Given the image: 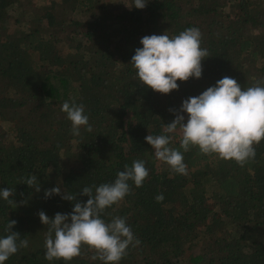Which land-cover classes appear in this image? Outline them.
<instances>
[{
    "label": "trees",
    "instance_id": "obj_1",
    "mask_svg": "<svg viewBox=\"0 0 264 264\" xmlns=\"http://www.w3.org/2000/svg\"><path fill=\"white\" fill-rule=\"evenodd\" d=\"M131 5L0 0V189H13L15 202L0 197V237L15 220L12 231L28 241L4 264H103L87 246L69 262L45 259L48 226L37 213L72 211L75 201L45 198L46 189L60 186L84 202L83 187L113 182L134 160L149 170L143 186L128 181L130 193L102 214L106 222L125 218L140 241L119 264H264V141L240 166L195 146L184 152L174 136L170 147L183 153L184 175L156 159L144 139L162 134L183 100L224 76L245 89L264 80V0ZM190 27L200 30L210 55L201 77L177 81L169 94L141 85L130 62L141 37ZM71 97L84 105L92 129L81 127L79 136L61 111ZM30 174L39 192L22 183Z\"/></svg>",
    "mask_w": 264,
    "mask_h": 264
},
{
    "label": "clouds",
    "instance_id": "obj_2",
    "mask_svg": "<svg viewBox=\"0 0 264 264\" xmlns=\"http://www.w3.org/2000/svg\"><path fill=\"white\" fill-rule=\"evenodd\" d=\"M147 2L132 0L131 6L143 9ZM201 38L202 34L196 27L186 28L171 37L165 33L141 37L142 47L135 49L130 61L141 85L169 94L178 90L177 81L200 78L202 61L210 56L208 50L201 47ZM61 111L71 122L74 136L80 135L81 127L92 130L84 105L77 104L74 97L62 103ZM181 113L187 114L186 122ZM177 132L180 148L184 152L195 146L202 154H216L220 159L234 160L244 166L255 158V146L264 141V80H258L245 89L236 79L224 76L199 95L183 100L175 118L164 124L162 134L144 137L154 150L156 159L166 163L173 172L186 175L183 153L170 147L173 134ZM148 175L145 162L134 160L130 167L125 165L124 170L117 172L113 182L83 187L79 194L88 197L84 202L76 200V194L62 193L60 186L46 189L45 198L60 195L61 199L75 203L69 213L57 212L52 217L42 210L37 213L40 222L48 226L45 259L69 262L80 256L82 248L87 246L94 252L91 259H99L103 264H119L127 255L129 246L135 247L140 241L125 218L112 217L110 222H106L102 214L130 193L128 181L131 180L139 188ZM22 183L40 191L35 174H30ZM13 194V189H0V197L10 204H15L9 199ZM155 199L163 201V194ZM16 223L9 220L5 227L7 235L0 237V264H4L20 248L28 246L26 239H20L19 232L12 231Z\"/></svg>",
    "mask_w": 264,
    "mask_h": 264
},
{
    "label": "rangeland",
    "instance_id": "obj_3",
    "mask_svg": "<svg viewBox=\"0 0 264 264\" xmlns=\"http://www.w3.org/2000/svg\"><path fill=\"white\" fill-rule=\"evenodd\" d=\"M38 1V0H37ZM14 24H11V28H12V26H13ZM60 49H63V51L64 52H66L67 50H68V48H67V46H66V44L65 43H61L60 44ZM182 115H184V117H185V122H186V120H187V114L186 113H184V114H182ZM176 138H178L179 137V132H177V133H175V134H173Z\"/></svg>",
    "mask_w": 264,
    "mask_h": 264
}]
</instances>
